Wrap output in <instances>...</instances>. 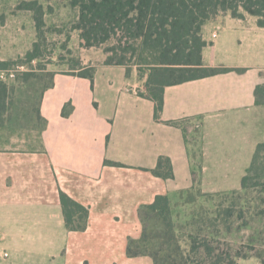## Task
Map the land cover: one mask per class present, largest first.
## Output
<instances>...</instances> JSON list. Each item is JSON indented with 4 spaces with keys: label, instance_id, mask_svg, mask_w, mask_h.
I'll list each match as a JSON object with an SVG mask.
<instances>
[{
    "label": "crops",
    "instance_id": "0c3cea01",
    "mask_svg": "<svg viewBox=\"0 0 264 264\" xmlns=\"http://www.w3.org/2000/svg\"><path fill=\"white\" fill-rule=\"evenodd\" d=\"M10 6L14 19L32 15ZM202 39L203 65L232 71L165 87L159 119L143 96L147 72L93 61L82 63L94 68L92 82L73 71L50 75L28 129L0 128V241L15 257L21 242L60 241L43 256L49 263L151 264L125 256L127 240L141 233L140 206L159 195L177 201L199 176L238 167L245 175L264 136L253 131L264 112L255 94L264 87V28L248 15L221 14L203 26ZM160 157L170 160L172 179L153 175ZM60 192L88 210L83 232L65 228Z\"/></svg>",
    "mask_w": 264,
    "mask_h": 264
},
{
    "label": "trees",
    "instance_id": "16d2710c",
    "mask_svg": "<svg viewBox=\"0 0 264 264\" xmlns=\"http://www.w3.org/2000/svg\"><path fill=\"white\" fill-rule=\"evenodd\" d=\"M68 4L77 9V19L72 28L79 33L83 48L111 44L105 50L109 53L105 65L124 66L127 71L136 67L141 74L147 72L143 96L155 103L156 119H159L163 107L165 87L232 71L203 65L202 50L207 43L202 39V28L207 22L221 14H229L236 19L248 15L256 18L257 26L264 28V0H68ZM16 10L32 13L37 39H40L44 27L42 5L37 0L21 1ZM39 58V43L34 42L24 57V64ZM9 63L0 61V68ZM71 71V75L93 81L94 68L83 66L80 61ZM21 79L26 81L28 75ZM7 92L8 87L0 83V117L6 111ZM258 93H261L264 104L263 86L256 87L255 94ZM257 157L256 153L252 165L241 179L242 191L259 184L262 175L256 170ZM152 173L164 180L172 179L170 160L160 157ZM192 192L201 193L195 186L180 192L178 200L190 194L186 203H195ZM198 196L210 200L209 194ZM171 201L167 195H159L153 203L138 208L141 233L139 238L127 240L126 258L147 257L152 264H193L191 255L202 254L206 257L205 264H224V258L216 255L212 246L217 238V231L213 229L223 225L226 232L230 228L229 223L235 216L233 204L222 210L215 204L213 210L200 207L191 212L189 221L174 224ZM59 203L65 228L83 232L87 226L88 210L63 192L59 193ZM151 212L154 213L153 218L149 217ZM183 239L188 242V250L182 248ZM245 257L235 252L228 255L227 264H237L236 259ZM256 257L264 264V259L259 255Z\"/></svg>",
    "mask_w": 264,
    "mask_h": 264
},
{
    "label": "rangeland",
    "instance_id": "374dc122",
    "mask_svg": "<svg viewBox=\"0 0 264 264\" xmlns=\"http://www.w3.org/2000/svg\"><path fill=\"white\" fill-rule=\"evenodd\" d=\"M12 1L17 6L20 1L34 0H20L18 3L17 0H0V22L2 24L7 22L10 26V29L1 31L0 25V59L11 62L4 68H14L17 64H24V57L27 51L32 49L34 41L39 43L40 58L27 63L26 71L16 74L13 80L5 84L8 87L6 111L0 117V127L25 131L30 123L38 119V102L42 89L49 84L50 75L54 72L70 74L71 68L75 67L76 62L79 61L85 63L84 65L92 64L93 61L104 62L109 56L105 50L111 44H104L97 48L81 46L79 33L72 28L77 18V9L68 10L71 8L68 0L50 1L51 6L47 5L49 1L37 0L42 5L45 15L42 36L37 39L32 15L26 17L21 15L15 19L11 17L9 7ZM16 6L12 9V14L18 12ZM225 24L229 25L230 20L227 19ZM213 26L211 25L210 28ZM218 27V25L215 27L216 31ZM89 60L90 63H87ZM26 75H28L26 81L21 79ZM256 117L258 122L253 125V131L257 129L264 132V112ZM256 153L258 155L256 170L262 175L257 186L242 191L241 179L244 170L238 167L230 172V176L194 178L197 182L196 187L201 192L191 193L195 203H186L190 194L183 195L181 200L170 202L174 224H184L189 221L191 212L200 207L213 210L212 207L215 204L219 210H222L233 204L235 216L229 223L230 228L226 232V227L223 225L213 229L217 231V238L213 240L212 246L215 248V254L224 258V264L229 262L228 255L235 252L246 256L236 259L237 264H261L259 257H256L258 255L262 260L264 259V214H260L264 211V136L255 148L253 147L251 163L246 161L250 166ZM209 189L227 191L208 192ZM204 193L209 194V201L207 197L198 196ZM144 212H141V220ZM153 216L154 213L151 212L149 217L153 218ZM244 224H247V227ZM197 242H200V239ZM59 243L60 241H24L20 244V256L15 257L11 247L7 244L3 245L0 241V264L12 262L14 264H57L49 263L43 256L55 249ZM182 248L188 250V242L185 239H183ZM3 253H8L9 257H4ZM148 259L152 264L151 259ZM191 260L193 264H205L206 257L202 254L191 255ZM138 264L145 263L139 261Z\"/></svg>",
    "mask_w": 264,
    "mask_h": 264
},
{
    "label": "built area",
    "instance_id": "2783aa9c",
    "mask_svg": "<svg viewBox=\"0 0 264 264\" xmlns=\"http://www.w3.org/2000/svg\"><path fill=\"white\" fill-rule=\"evenodd\" d=\"M216 37V33L212 34V38ZM33 62V61H32ZM26 64H17L14 68H0V83H8L13 80L16 74L26 71ZM7 257V253H3Z\"/></svg>",
    "mask_w": 264,
    "mask_h": 264
}]
</instances>
